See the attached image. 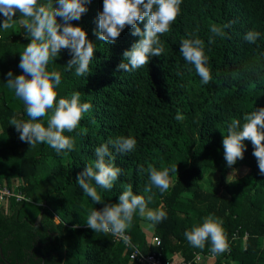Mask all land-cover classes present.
Returning <instances> with one entry per match:
<instances>
[{
    "label": "trees",
    "instance_id": "1",
    "mask_svg": "<svg viewBox=\"0 0 264 264\" xmlns=\"http://www.w3.org/2000/svg\"><path fill=\"white\" fill-rule=\"evenodd\" d=\"M102 6L103 0H90L88 11L70 22L82 27L95 45L91 71L78 77L74 67L68 69L71 53L67 49H61L47 65L48 71L61 74L57 100L79 91L80 102L93 106L76 130L65 131L74 140L70 152L57 154L47 144L33 148L9 124L13 116L30 119L24 103L6 84L9 71L13 76L22 74L20 54L30 37L17 22L19 12L13 28H0V185L22 195L18 201L11 199L6 209L0 205V264H140V255L150 253L163 264H178L190 260L194 252H211L210 242L204 249L194 248L184 236L210 215L222 222L230 251L201 264H264V244L260 243L264 238V174L250 140L242 142L243 159L231 167L222 145L233 119L243 124L244 114L264 107V0H182L180 14L160 36L162 55L151 56L147 65L131 73L118 71L117 65L124 50L140 37L125 26L114 43L98 40L97 14ZM145 22H137L142 31ZM213 24L231 26L223 39L217 37L209 44ZM249 30L260 33L255 43L244 39ZM186 38L204 42L206 67L212 75L208 84L202 83L194 66L179 52ZM177 112L184 116L182 121L175 119ZM40 122L46 127L47 117ZM83 129L86 134H81ZM118 136L133 137L135 150L115 154L114 164L122 171L111 190L90 181L103 198L93 203L77 184V176L87 165L94 166L96 147ZM176 163V174L170 172L174 186L163 194L155 186L151 193L144 192L149 174L138 173V168L162 170ZM236 166L247 170L227 179L228 171ZM205 171L217 172L218 178L202 186ZM14 179L18 184L11 186ZM129 185L134 194L146 199L152 195L149 208L162 205L167 212L166 219L151 226L149 237L140 227V216L134 214L126 230L136 246L133 258L129 257L132 248L111 235L95 233L86 224L92 209L118 203Z\"/></svg>",
    "mask_w": 264,
    "mask_h": 264
},
{
    "label": "clouds",
    "instance_id": "2",
    "mask_svg": "<svg viewBox=\"0 0 264 264\" xmlns=\"http://www.w3.org/2000/svg\"><path fill=\"white\" fill-rule=\"evenodd\" d=\"M90 0H0V14L4 17L0 28L8 30L14 27V15L19 12L18 24L30 37L23 52L20 54L19 67L22 74L13 76L7 73V88L14 91L25 105L29 120L17 119L13 116L9 124L14 125L21 141L35 148L38 144H47L57 154L70 152L74 140L64 135L77 129L80 120L89 113L93 106L89 102H80L79 91L71 94L70 98L61 97L57 100L56 87L61 84V74L56 70L48 71L50 61L60 55L61 49L71 53L67 68H75V75L86 76L93 61L95 45L87 39L86 32L79 25L70 23L79 20L88 11L86 4ZM182 0H103L102 11L97 14V39L107 44L114 43L125 26L133 29L132 35L140 39L132 44L130 49L123 52V59L117 65V70L133 72L148 64L151 56H161L164 49L160 36L170 30V25L180 14ZM57 17L61 22H58ZM146 21L142 31L137 22ZM230 24L210 26L212 35L208 43L213 44L216 38L223 39ZM260 33L249 30L244 39L255 43ZM179 52L185 61L193 65L203 84L212 80V75L206 67L208 57L204 52V42L199 38H186L180 42ZM49 110L51 114L49 115ZM47 117V126L40 122ZM175 119L182 121L184 116L177 112ZM243 124L239 119H233L228 125L227 135H223L222 145L224 159L231 167L238 159H243L244 140H250L253 145V155L257 160L261 174H264V107L255 109L243 116ZM83 129L81 134H86ZM136 140L130 136H118L109 139L95 148L94 166L87 165L78 174L77 184L93 203L102 202L103 198L97 187L111 190L121 174V168L114 164L115 154H126L135 150ZM114 149V151H113ZM107 158V159H106ZM147 171L149 183L144 192L151 193L155 186L163 194L174 186L170 172H177V163L170 168L157 170L149 166L147 169L138 168V173ZM90 181H94L93 186ZM152 195L147 199L143 195L134 194L129 185L118 197V203L104 204L100 210L92 209L86 224L95 233L111 235L131 247V238L125 232L132 226L134 214L151 222V226L167 218L163 206L157 209L148 207ZM222 222L207 216L203 223L193 226L184 232L189 244L194 248L204 249L210 242L213 255L230 251L226 236L221 227ZM157 243H159L157 241Z\"/></svg>",
    "mask_w": 264,
    "mask_h": 264
},
{
    "label": "built area",
    "instance_id": "3",
    "mask_svg": "<svg viewBox=\"0 0 264 264\" xmlns=\"http://www.w3.org/2000/svg\"><path fill=\"white\" fill-rule=\"evenodd\" d=\"M21 197H22V195L20 194V192L18 190H16V189L13 190V189L9 188L8 186L0 185V205H3L4 209H6V206L11 199L14 201H18L19 199H21ZM125 234L128 235L127 232H125ZM113 239L115 241H119V243H121L124 247H129L128 245H125L122 240H120L116 237H113ZM154 243L158 244L156 238H154ZM131 245L132 246L130 248H132L133 250L130 253L129 257L133 258L135 256L137 250H136V246L132 243V241H131ZM214 257H215V255H213L211 252H206L205 254L194 252L193 256L190 260H185V261L180 262L178 264H201L204 259H213ZM139 262H140V264H163L160 262L159 258L154 256L152 253L147 254L146 256L140 255Z\"/></svg>",
    "mask_w": 264,
    "mask_h": 264
},
{
    "label": "rangeland",
    "instance_id": "4",
    "mask_svg": "<svg viewBox=\"0 0 264 264\" xmlns=\"http://www.w3.org/2000/svg\"><path fill=\"white\" fill-rule=\"evenodd\" d=\"M246 170L247 169L243 166H236L234 168H231L228 171L226 178L232 179L235 177H239L242 174H244L246 172ZM217 178H218L217 172L205 171V172H203L202 179L200 180V182H201L202 186H206L207 180H217ZM2 182L5 184L4 181H2ZM10 185L11 186L16 185L15 179L11 181ZM139 224H140V227L144 230L145 236L147 235V237H149V233H151V230H152V227L149 224V222L145 218L140 217ZM260 239H261L260 243L264 244V238H260ZM232 264H235V263H232Z\"/></svg>",
    "mask_w": 264,
    "mask_h": 264
},
{
    "label": "crops",
    "instance_id": "5",
    "mask_svg": "<svg viewBox=\"0 0 264 264\" xmlns=\"http://www.w3.org/2000/svg\"><path fill=\"white\" fill-rule=\"evenodd\" d=\"M0 19H4V17L0 14ZM15 181H16V185L18 184V181L15 179ZM208 261L210 262V261H212L211 259H208ZM232 263H234V262H232ZM231 263V264H232Z\"/></svg>",
    "mask_w": 264,
    "mask_h": 264
},
{
    "label": "water",
    "instance_id": "6",
    "mask_svg": "<svg viewBox=\"0 0 264 264\" xmlns=\"http://www.w3.org/2000/svg\"><path fill=\"white\" fill-rule=\"evenodd\" d=\"M5 264H10V263L5 261Z\"/></svg>",
    "mask_w": 264,
    "mask_h": 264
}]
</instances>
